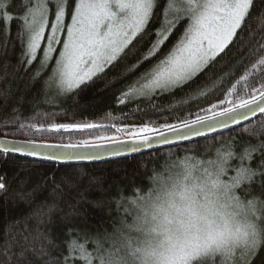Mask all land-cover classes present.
I'll use <instances>...</instances> for the list:
<instances>
[{
	"label": "trees",
	"instance_id": "obj_1",
	"mask_svg": "<svg viewBox=\"0 0 264 264\" xmlns=\"http://www.w3.org/2000/svg\"><path fill=\"white\" fill-rule=\"evenodd\" d=\"M2 2L6 5L3 11L14 18L4 21L0 16L1 137L72 145L82 141L106 142L93 139L101 135H116L121 140L128 136L117 133L112 127L51 129L49 125L96 123L138 128L148 123L159 128L162 124H179L195 119L197 115H207L204 110L213 104L228 107L227 102L221 105L220 101L226 100L233 84L236 88L229 97L233 101L246 98L252 88L264 85L258 70L254 73L256 79L237 83L258 56L264 55L249 54L258 43L264 44L261 39L264 37V0H254L234 43L192 81L170 91L125 97L123 93L128 86L167 55L187 24L184 20L179 22L154 56L125 74L141 60L157 38L155 32L162 26L167 0H156L144 33L134 39L118 61L58 100L46 99V81L53 63L41 68L43 48L32 64H27L26 58L21 63L24 49L18 32L22 21L15 17L23 15L26 0ZM34 3L35 0H31L28 6ZM75 3L76 0H65L66 17ZM38 70L40 74L36 76ZM120 99L125 103H119ZM33 124L37 127H31ZM225 153L230 154L232 170L247 169L252 176L250 181L241 184L242 190H237V194L244 201H252L264 218L261 207L264 203V113L221 134L110 162L53 164L0 152V182L6 186V190H0V250L13 237L20 242L10 248L11 260L0 255V264H17L18 260L21 264H45L50 259L51 264H88L80 257V249L73 245H83L85 253L96 251L99 243L96 245L95 238H101L121 221L129 219V215L124 214L130 200L150 190L155 173L161 172L165 164L187 158L211 161ZM17 193H22L25 199H19ZM49 208H52L51 212ZM41 212L43 222L38 224L41 217L37 214ZM37 227L40 236L35 241V248L38 252L43 245L48 255L40 256L29 249L25 256H20L23 236L37 235ZM248 264H264V240Z\"/></svg>",
	"mask_w": 264,
	"mask_h": 264
},
{
	"label": "snow or ice",
	"instance_id": "obj_2",
	"mask_svg": "<svg viewBox=\"0 0 264 264\" xmlns=\"http://www.w3.org/2000/svg\"><path fill=\"white\" fill-rule=\"evenodd\" d=\"M253 2L254 0H167L165 19L162 26L155 32L156 40L141 60L127 69L125 74L154 56L169 38L178 22L186 18L188 24L169 53L149 70L150 78L143 83L133 82L123 95L125 97L146 96L157 90L170 91L192 81L234 43ZM29 4L31 0H26L23 15L15 19L22 21L18 32L24 49L21 63L26 58L27 64L30 65L37 59L38 49L41 48L44 40L45 29L49 24V8L48 0H35L30 7ZM55 4V19L51 21V31L47 35V46L40 58V65L41 68L48 66V61L52 59V53L55 51L54 45L61 41L60 32L66 28L63 46L46 84L54 83L60 92L70 93L118 61L134 39L144 33L153 15L156 0H76L71 13V22L67 24H65V0H55ZM5 7V3L0 2V16L4 21L13 19L14 17L7 11H3ZM169 15L171 19L168 18ZM4 31L6 33L7 28ZM258 53H264V44L258 43L255 48L249 50L252 56H257ZM257 70L259 78L264 80V55L258 56L251 67L239 77L237 83L256 79L254 73H257ZM39 74L38 70L35 75ZM235 88L236 84H233L228 89L226 100L220 101L221 105L227 102L228 107L213 104L209 109L204 110L208 113L207 115H197L195 119L184 120L179 124H162L157 128L145 123L142 127L129 128L128 126L118 127L116 124L54 123L49 127L51 129L112 127L117 133H125L128 140H119L116 135L94 137L93 139L97 141H106L118 146L127 145L124 148L118 147L108 151V155H119L121 151L138 152L141 147L152 148L154 143L170 144L174 139L188 140L190 137L203 136L205 132L228 128L230 124H239L241 121L248 120L249 117L256 116L257 113H264V85L252 88L250 92H247L246 98L233 101L229 97ZM118 102L123 104L125 100L120 99ZM218 107L219 110H217ZM22 127L24 125H21ZM31 127L36 128L37 125L33 124ZM48 147L99 149L104 145L82 141L78 145H49ZM3 150L5 153L27 151L30 156L41 155L34 150L21 149L15 145L9 147L8 143L3 145ZM229 155L228 153L222 155L224 162L229 161ZM45 158L91 160L99 159V155L96 153L46 154ZM204 171L208 182L215 185L217 181L212 172L207 169ZM231 171L229 164L221 169L226 192L242 190L241 184L252 179L247 169H236V175L230 177ZM0 190H6L2 182H0ZM193 193L192 186L178 179L172 190L167 192L166 201L160 202L159 193H154L152 190L147 200L140 197L143 203L138 205L137 215L133 217L131 224L124 221V227L117 229L118 236L113 238L111 247L99 256L100 264H128L130 256L140 257L143 264H209L207 258L216 257L218 254L224 258L225 264L230 261L233 264H248L249 259L256 254L257 248L264 240V218L258 216L257 206L252 201H248L255 212L252 217L254 223L248 224L242 233L225 235L212 230L201 232L193 230L190 226L184 227L179 233L174 232L173 225H185L186 219L191 215ZM16 195L21 200L25 199L22 193ZM235 200L239 203L242 199L237 195ZM146 201H152L150 211L145 207ZM261 207L264 208V203ZM48 211L51 212L52 208ZM37 215L41 217L38 224L42 223L44 214L41 212ZM36 233L37 235L31 238L23 236L20 256H25V252L29 249L40 256L48 255L43 245L37 252L35 241L40 236L39 227ZM141 234L158 236L162 242L151 250L143 249L139 243L134 246L133 241H138ZM17 243L20 242L13 237L12 241L0 250V255H5L11 260L9 250L13 244ZM73 247H78L82 258L88 259L83 245L74 244ZM237 253H239L238 258ZM17 264L21 262L18 260ZM45 264H51V259ZM88 264H91L90 259Z\"/></svg>",
	"mask_w": 264,
	"mask_h": 264
},
{
	"label": "clouds",
	"instance_id": "obj_3",
	"mask_svg": "<svg viewBox=\"0 0 264 264\" xmlns=\"http://www.w3.org/2000/svg\"><path fill=\"white\" fill-rule=\"evenodd\" d=\"M230 161L224 162L222 156H217L209 161H192L180 167L179 171L169 175L165 171L156 174L157 181L154 193H159V201L167 199V192L171 191L176 185L177 180L186 182L194 188L191 215L185 221V225H173L174 232H181L184 227L190 226L193 230L207 232L209 230L235 234L243 232L245 227L254 223L252 217L255 214L248 201L235 200L237 192L225 191L224 177L221 169L227 167ZM163 167V166H162ZM205 169L212 172L216 178V184L208 182ZM152 201H146L145 207L151 210ZM258 212V208H256ZM161 238L152 234H141L139 240H134V246L139 243L145 250H151L161 244ZM123 255V252L121 253ZM128 264H143L140 257L130 256Z\"/></svg>",
	"mask_w": 264,
	"mask_h": 264
},
{
	"label": "water",
	"instance_id": "obj_4",
	"mask_svg": "<svg viewBox=\"0 0 264 264\" xmlns=\"http://www.w3.org/2000/svg\"><path fill=\"white\" fill-rule=\"evenodd\" d=\"M263 113H257L256 116L249 117L246 121H241L239 124H230L228 128L224 129H217L215 132H205L203 136H194L190 137L188 140H178L174 139L172 143L170 144H156L154 143L152 148H144L141 147L138 152H127V151H121L119 155H108L107 152L114 149V148H124L127 147V145H114L108 142H100L99 144H103V148L94 149V148H86V147H78V148H65V147H48L49 145H72V144H51V143H39V142H31V141H23V140H15L10 138H5L0 136V152L5 153L3 150V145L5 143H8L9 147H12L15 145L16 147H19L21 149L25 150H34L38 153H41V155L38 156H30L27 154V151H21V152H8L5 154H9L16 157H22L26 159H32L36 161L41 162H48L53 164H67V165H82V164H92V163H102V162H110L114 160H119L135 155H140L148 152H153L157 150L167 149L175 146L184 145L187 143H191L193 141H196L201 138L209 137L212 135L221 134L223 132L232 130L234 128H237L239 126H242L254 119H256L258 116H260ZM171 136V134H168ZM121 140H128V138L121 139ZM83 153H96L99 155V159H66V160H50L46 159L45 155H51V154H83Z\"/></svg>",
	"mask_w": 264,
	"mask_h": 264
},
{
	"label": "rangeland",
	"instance_id": "obj_5",
	"mask_svg": "<svg viewBox=\"0 0 264 264\" xmlns=\"http://www.w3.org/2000/svg\"><path fill=\"white\" fill-rule=\"evenodd\" d=\"M3 0H0V2H2ZM75 7V6H74ZM48 8H49V11H48V17H49V24L46 26V29H45V37H44V40L42 41L41 43V48L42 49V53H41V56H43V50L44 48L47 46V35L48 33L51 31V21L55 19V10H56V4H55V0H48ZM74 9V8H73ZM73 11V10H72ZM72 11L68 14V16L66 17L65 15V24L67 23H70L71 22V13ZM66 14V13H65ZM52 15V17H51ZM164 15H165V11H164ZM50 17H51V20H50ZM151 18V17H150ZM169 19H171V15L168 16ZM165 19V18H164ZM185 21V23L187 22L188 24V20L186 18L182 19L181 21ZM164 21V20H163ZM180 21V22H181ZM179 23V22H178ZM177 23V24H178ZM176 24V25H177ZM187 24L185 26H183V31L184 29L186 28ZM147 26V25H146ZM175 28V27H174ZM174 30V29H173ZM183 31L181 32L179 38L181 37V35L183 34ZM60 36H61V41L59 44L57 45H54V48H55V51L52 53V59L50 61H48V65L52 62L53 63V67L55 66V60L56 58L59 56V51L60 49L62 48L63 46V37L66 36V28L64 30H62L60 32ZM178 38V39H179ZM177 39V41H178ZM176 41V42H177ZM175 42V43H176ZM174 46V45H173ZM172 46V47H173ZM41 48L38 49V52H37V55L38 53L41 51ZM172 49V48H171ZM170 49V50H171ZM169 53V52H168ZM167 53V54H168ZM46 68V67H45ZM52 74V72H51ZM50 74V76H51ZM150 78V74H149V71L144 75L142 76L141 78H139L137 81H135L136 83H143L146 79ZM46 99H49V100H53V99H60L62 96H64L65 94L67 93H64V92H60L54 83H51L49 82L48 86L46 87ZM159 91V90H157ZM142 127V126H141ZM194 161L193 159H179V160H175L173 161L172 163L170 164H165L164 167L162 168L163 171L167 172L169 175L179 171L180 167L184 164H187V163H190ZM197 162H200L199 160H195ZM230 161V159H229ZM210 162V161H209ZM230 165V163H229ZM159 173V172H157ZM155 173V176L156 174ZM236 175V169L232 170L230 172V177L232 176H235ZM155 176L153 177L152 179V187L150 188V190H154L155 187H156V184H157V181L155 179ZM150 190H148L144 195H140V196H137L135 198H132L129 202V207L128 209H126V213L124 214L126 216V214L129 215V219H127V223L131 224L132 221H133V217L137 215L138 213V205L142 204L143 201L140 200V197H144L145 200H147L148 198V195H149V192ZM254 204V203H253ZM255 205V204H254ZM258 216H261L260 214V211L258 209ZM124 221H121L117 227H114L110 232H107L105 233L104 235L101 236V238H95V242H96V245H98V248L96 251H93V252H88V259L91 260V264H100V260H99V256L106 252L110 247H111V243H112V240L113 238L117 237L118 236V232H117V229H122L124 227V224H123ZM101 242V243H100ZM100 244H103V245H100ZM108 248V249H107ZM81 252V251H80ZM239 256V253H237V258ZM82 258V253H81V256ZM83 260H86L87 263H88V259H84L82 258ZM208 261H209V264H225V261H224V258L219 256V254L216 256V257H210V258H207ZM235 259V258H234ZM96 261V262H95ZM228 264H233V262H228Z\"/></svg>",
	"mask_w": 264,
	"mask_h": 264
}]
</instances>
